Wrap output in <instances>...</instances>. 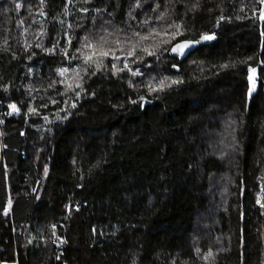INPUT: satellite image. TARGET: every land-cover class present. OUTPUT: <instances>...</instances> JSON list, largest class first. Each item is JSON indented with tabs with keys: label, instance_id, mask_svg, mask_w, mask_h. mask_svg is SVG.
<instances>
[{
	"label": "trees",
	"instance_id": "1",
	"mask_svg": "<svg viewBox=\"0 0 264 264\" xmlns=\"http://www.w3.org/2000/svg\"><path fill=\"white\" fill-rule=\"evenodd\" d=\"M262 9L0 0V264H264Z\"/></svg>",
	"mask_w": 264,
	"mask_h": 264
},
{
	"label": "snow or ice",
	"instance_id": "2",
	"mask_svg": "<svg viewBox=\"0 0 264 264\" xmlns=\"http://www.w3.org/2000/svg\"><path fill=\"white\" fill-rule=\"evenodd\" d=\"M260 2L262 4H264V0H260ZM17 8L20 7L19 4L16 5ZM153 11H155V9H153ZM163 13L161 14V17L159 18H163ZM260 19L261 20H264V9L261 10V13H260ZM172 27L175 28V33L172 35L171 39L172 40H175L177 36L179 35H182V25L180 24H176V25H173ZM102 41L104 40L103 37L100 38ZM141 39H147V37H141ZM213 39V36L211 35H207V34H202L200 39L199 40H196V41H191V40H185V41H182V42H177L175 43L174 45H172L171 47V52L173 55L177 56V57H183L186 55L187 53V50L190 49L191 47H193L195 44H199L201 41H208V40H212ZM166 43H171V41H167ZM89 48H94V46L89 43L87 45ZM135 47V46H133ZM143 51L147 52L148 55H153V52L152 51H149L148 49H143ZM93 55H95V50L93 52ZM99 55L102 56V57H106L109 55V52H106L103 50V46L101 45V48H100V51H99ZM133 53L130 51L128 52V56H132ZM115 59H118V57H114ZM93 59V56H87L85 58V63H88L89 61H91ZM100 64L97 63V70H99L100 68ZM113 69H114V72L113 74H116L117 71H121L122 69H116V65L113 64L112 65ZM125 68L128 67L127 64L124 65ZM173 67H176L175 65ZM64 71H66L65 69H61L60 72H61V75H63ZM248 72H249V75H248V83H249V87H248V97L249 99H251L252 97V93L254 92L255 90V72H256V69L254 68H249L248 69ZM92 75H95V72H92L91 73ZM141 73L139 71H133L132 72V75L133 76H137V75H140ZM166 79H162L159 81V84L158 85H153L151 81L148 82V84L146 85V87L148 88V91H149V94H151L152 92H159V91H163L165 87H167L168 85L166 84ZM173 84H176L178 83V81H172ZM77 87H79V84H77ZM144 97L141 96L140 97V100L141 101H144ZM130 103L132 104H136L137 101L136 100H130L129 101ZM76 105L73 104L72 107L74 108ZM141 107H143V104H141ZM9 108L12 110V112H17L18 109L16 108L15 105H9ZM61 243H63V241H61ZM208 255H211V253H208ZM59 259V257H57Z\"/></svg>",
	"mask_w": 264,
	"mask_h": 264
},
{
	"label": "bare ground",
	"instance_id": "3",
	"mask_svg": "<svg viewBox=\"0 0 264 264\" xmlns=\"http://www.w3.org/2000/svg\"><path fill=\"white\" fill-rule=\"evenodd\" d=\"M16 113H17V112H12V110H10V112H9V114H8V117H10L11 115L16 114ZM0 137H1V136H0ZM0 141H1V138H0ZM2 150H3V147H2V145H1V143H0V154H1Z\"/></svg>",
	"mask_w": 264,
	"mask_h": 264
},
{
	"label": "water",
	"instance_id": "4",
	"mask_svg": "<svg viewBox=\"0 0 264 264\" xmlns=\"http://www.w3.org/2000/svg\"><path fill=\"white\" fill-rule=\"evenodd\" d=\"M262 5L264 6V4H262ZM192 49H193V47H191L190 49H188L186 54H188Z\"/></svg>",
	"mask_w": 264,
	"mask_h": 264
},
{
	"label": "rangeland",
	"instance_id": "5",
	"mask_svg": "<svg viewBox=\"0 0 264 264\" xmlns=\"http://www.w3.org/2000/svg\"><path fill=\"white\" fill-rule=\"evenodd\" d=\"M255 85H256V79H255Z\"/></svg>",
	"mask_w": 264,
	"mask_h": 264
}]
</instances>
